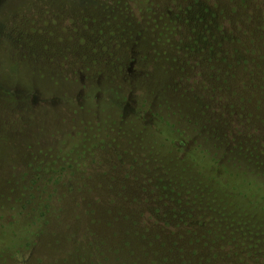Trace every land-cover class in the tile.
<instances>
[{
	"label": "trees",
	"instance_id": "1",
	"mask_svg": "<svg viewBox=\"0 0 264 264\" xmlns=\"http://www.w3.org/2000/svg\"><path fill=\"white\" fill-rule=\"evenodd\" d=\"M67 1L79 2L74 4L77 22L91 16L105 31L120 34L117 60L124 67L108 80L88 75L73 113H81L94 130L84 133L82 126L71 139L38 149L47 155L48 165L37 195L30 190V197L20 192V199H11L8 187L0 195V257L34 240L51 222L61 181L77 179L98 146L113 141L109 146L124 176L156 197L153 224L158 227L152 238L143 236L156 263L264 264V136L217 106L215 94L200 85L199 71H184V63L200 53L203 31L190 38L183 20L175 18L166 24L165 34L157 35L155 24L169 19L160 14L154 18L148 0H89L93 8L84 3L87 10L80 5L84 0ZM226 20L222 15L221 21ZM78 42L89 50L92 73L101 63L92 57L95 41ZM128 51L134 58L123 63ZM106 83L112 84L108 91ZM103 99L107 107L100 113L84 106ZM112 181L109 202L118 191ZM129 224L133 238L126 246L136 247L138 224ZM150 230L146 226L142 234Z\"/></svg>",
	"mask_w": 264,
	"mask_h": 264
},
{
	"label": "rangeland",
	"instance_id": "2",
	"mask_svg": "<svg viewBox=\"0 0 264 264\" xmlns=\"http://www.w3.org/2000/svg\"><path fill=\"white\" fill-rule=\"evenodd\" d=\"M77 3L0 0V195L6 187L11 199H20V192L30 197V190L37 195L48 165L47 155L38 149L71 139L82 126L84 133L94 130L81 113H73L88 75L108 80L124 67L117 60L120 34L105 31L91 16L77 22ZM84 3L93 8L89 0L81 8L87 10ZM148 6L154 18L160 14L170 20L155 24L157 35L165 34L175 18L183 20L190 38L203 31L200 53L184 63V71H199L200 85L215 94L217 106L264 136V0H148ZM82 38L95 41L92 57L101 63L92 73L89 50L78 42ZM124 56L126 63L134 52ZM111 86L106 83L104 89ZM84 106L100 113L107 102L89 100ZM109 144L113 141L98 146L81 176L61 181L51 222L28 246L1 256L0 264H160L143 244V236L152 238L158 227L153 224L156 197L124 176ZM111 179L118 191L109 202L114 195L108 190ZM131 220L140 235L132 243L137 246L128 248ZM146 226L151 230L142 234Z\"/></svg>",
	"mask_w": 264,
	"mask_h": 264
}]
</instances>
